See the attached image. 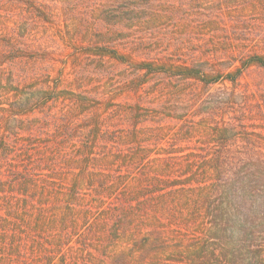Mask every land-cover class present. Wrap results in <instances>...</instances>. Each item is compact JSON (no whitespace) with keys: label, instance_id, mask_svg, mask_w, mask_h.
<instances>
[{"label":"rangeland","instance_id":"374dc122","mask_svg":"<svg viewBox=\"0 0 264 264\" xmlns=\"http://www.w3.org/2000/svg\"><path fill=\"white\" fill-rule=\"evenodd\" d=\"M100 2L112 4L110 16L122 21L100 20ZM136 16L142 19L135 24ZM214 28L263 54L264 0H0V190H29L19 204L27 203L28 213L19 206L15 220L39 232L19 242L14 264H264V66H248L236 84L202 86L179 76V66L205 56ZM146 117L160 125L209 124L219 135L167 152ZM94 127L99 142L129 133L132 153L112 168L126 170L130 180L127 188L120 180L99 207L76 208L75 219L64 207L68 187L60 176L69 169L60 148ZM139 134L149 148L141 158ZM198 148L204 151L190 152ZM219 148L240 162L238 205L216 192L185 190L161 200L220 216L207 211L203 220L179 223L142 219L134 209L125 219L116 214L120 206L145 207L147 185L157 182L144 177L148 163ZM90 163L70 168L87 172ZM105 211L114 216L104 220ZM83 227L90 233H78Z\"/></svg>","mask_w":264,"mask_h":264},{"label":"trees","instance_id":"16d2710c","mask_svg":"<svg viewBox=\"0 0 264 264\" xmlns=\"http://www.w3.org/2000/svg\"><path fill=\"white\" fill-rule=\"evenodd\" d=\"M42 5H44L45 8L47 7L45 3H42ZM38 6L41 7L40 4H38ZM129 9L132 10L134 7H129ZM39 10L40 8H38V13ZM42 11L46 13V17H49L45 9L42 8ZM109 11H114L112 4L109 2L107 4L100 2L98 18L107 23L122 21V16L121 18L115 19L113 18L114 16H110ZM150 17L151 16H147L145 18ZM141 19L142 17L136 16L132 22L136 24ZM234 35L231 36L229 32L228 34L219 33V30L214 28L210 34L211 42L206 45L207 50L204 54L205 56H203V58L195 56L194 62L189 65L179 66V68H181L179 76L181 75L184 80L188 78L192 79L194 82L202 84V86H211L219 81H228L236 84L237 78H239L242 71L248 66H264V53L259 54L255 52V50L250 52L247 48H241L240 41L237 42L238 38L234 37ZM225 60H228L229 63L226 68H221ZM211 61L217 65H211ZM236 62H239V64L229 69ZM196 87L197 85L192 84L191 89L195 90ZM155 96L157 95L155 94ZM133 111L134 108H132L129 114ZM214 115H216V113L210 112L208 117L212 118ZM146 118L151 122L150 127L152 130H156L155 133H159L158 138L161 146L170 149L167 152L179 153L185 151L186 147L193 141H196V139L206 138L208 142H211V140L214 141L213 139L219 135V130L214 129L212 126H209V124L202 127L196 123L184 126L183 122L178 120L173 124L167 122L166 124L160 125L159 122L161 120H154L152 117ZM155 128H158V130ZM89 130L93 132L94 135H88L90 131H86V138L78 140L72 136V138H68L69 140L67 139L64 142L67 143V145L60 148L62 149V157L63 153H65L63 160L65 164H67V169H69L65 175L61 174L60 176L61 183L65 180L68 187V191L65 192V200H67V203L64 204V207L67 210V216H72L75 219L79 217L76 214V208L83 211L87 204H90L88 206L89 208L99 207L101 200H104V197H107L114 191L117 185L120 184V180L125 179L120 185V187L123 186L125 188H127V183L130 180L126 170L121 169L115 171L114 168H112L113 163L117 162L119 164L127 161L125 158L132 153L133 147L130 149L126 148L132 145L129 142V133L125 136H121L122 138H116V140H113V136H111L99 142L95 139L98 130L95 127ZM92 136L93 139L91 138ZM135 138L139 139V150L135 153L137 157L141 158L144 151L149 152V148L147 144L142 143L145 141L143 135L140 136L139 134V137ZM198 151L204 150L198 148L190 152L198 153ZM222 152V148H219L217 150H212L210 154L202 157L191 154L194 155L191 158H162L160 164L148 163L145 166L144 177L156 179L157 182L153 185H147L150 189L147 193L148 197L144 200L145 207L141 209L120 206L116 214L122 219H125L128 215L131 216V210L134 209L135 215L142 219L144 215L149 219L165 217L172 218V220L177 219L179 223L194 221L195 219L203 220L206 218L209 211L203 207L194 208L190 206L189 210L188 204L186 206H179L175 202V207L170 208L169 206L173 205L169 204V202H171L170 200H161L162 195H172L176 192H183L185 190H196L200 191V193L216 192L217 195H226L225 199L228 204L233 203L238 205L237 202L241 197L238 188L240 162L237 157L227 158L223 156ZM133 157H135L134 154ZM82 162H84L85 165L91 162L89 166H91L92 169L87 170V172H76L72 170L73 168H70L72 164H79ZM38 163L37 161L33 162V164L36 165ZM106 168L108 170H104ZM94 169L98 170V172L95 173ZM132 176L135 177L134 174H132ZM28 191L26 193L24 190H20V192L16 190V192L7 193L0 190V264H14L15 258L19 253V242L27 241L32 234L39 233L35 227L31 228L29 225H21L19 220H15L19 206L24 209V215L28 213L29 208L27 203L24 204L23 202L19 205L22 201L26 202ZM151 198H158L159 202ZM196 201H199V199L196 198ZM151 205H153L154 208H151ZM3 209L7 211L5 214V216L8 217L7 219L1 216L3 214ZM140 212L141 214L139 215ZM209 213L211 217L220 216L218 212ZM96 215L95 212L88 214L87 218L88 221H90L89 224L93 225L97 222ZM113 216L114 214L111 211L109 213L105 211L101 218L105 220ZM73 228L74 232L75 228L76 231L78 230V226H73ZM78 233L87 235L90 232L88 228L83 227ZM92 233H95V231ZM41 249L42 248H39V250ZM39 250L37 249L35 251V255Z\"/></svg>","mask_w":264,"mask_h":264}]
</instances>
